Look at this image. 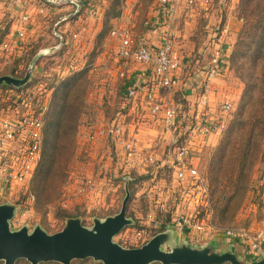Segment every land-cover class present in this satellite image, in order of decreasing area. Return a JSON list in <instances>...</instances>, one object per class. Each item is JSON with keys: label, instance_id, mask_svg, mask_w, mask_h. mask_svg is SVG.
Wrapping results in <instances>:
<instances>
[{"label": "rangeland", "instance_id": "1", "mask_svg": "<svg viewBox=\"0 0 264 264\" xmlns=\"http://www.w3.org/2000/svg\"><path fill=\"white\" fill-rule=\"evenodd\" d=\"M132 1L136 4H132ZM160 1L126 0L127 4L124 2L121 7V16L112 19L109 31L100 39L94 36V47L87 53L89 60L90 57L106 53L100 57L99 65L95 68L91 66L88 71L87 90L83 98L85 105L74 132L75 143L70 144L69 140L67 142L53 136L43 159L42 142V156L31 178L25 182H6L0 178V203L10 201L18 204L17 214L11 221L12 229L27 225L32 230L40 225L47 232L54 233L65 226L68 217H81L83 224L91 227L95 217L105 218L116 214L128 186L131 192L128 215L134 222L115 237L121 244L140 246L144 244V238L150 239L162 224H166L165 228L171 225L179 230L174 222L177 215L193 214L197 216L196 220L204 221L206 231L203 234L209 235L202 242L195 243H207L215 237L226 238L229 230L246 233L247 237L238 242L245 246L246 258L251 261L264 255V130L257 131L258 147L254 148L245 167L241 163L239 165L241 144L246 136L237 127L234 128V122L240 117H247L248 112L240 113L245 89L242 75L247 72L238 69L243 61L251 64V60L234 57L244 27L241 0H200L192 9L186 6V0H180L181 7L172 13L174 54L181 61L178 71L181 82L165 98L174 103L179 113V126L172 132L168 130L162 113L152 115L143 127L125 116L123 104L128 102L119 96L121 89H124V79L120 74L122 69L118 67L122 61L117 54L119 41L112 37L106 40L112 27L119 25L115 22L124 13L123 27L131 29L137 38L151 26L160 24L163 28L165 13L159 8ZM112 2L114 0H101L98 17L97 11L89 19L92 33ZM48 10L57 9L48 7ZM4 17L0 20V32L6 27L8 34L14 33V37L7 35L0 44L12 41L16 36L14 27L11 30L9 27L12 22L7 24L10 17ZM39 17L36 20L41 17V20H45L47 16ZM50 17L49 21L54 26L55 20L52 21ZM48 24L41 28L37 40L24 43L29 49L27 53L36 49V43L41 48L57 43L50 38L51 24L50 28ZM44 32L46 36L42 35ZM84 37L90 38L91 33L79 37L78 41L75 40L77 43L74 42L61 53L43 58L42 63L49 71L34 73L28 87L22 90L0 88V123L2 119L15 122L27 112L45 118V111L52 99L53 88L49 87V83L54 73L60 71L63 77L61 72L67 66L64 76L84 67L82 56L78 53L86 42ZM11 52L0 48V75H15L13 69L18 67L21 74L15 76L23 77L33 57L28 54L20 57V51ZM103 60L107 61V66ZM132 64L137 65L136 62ZM115 71L119 73L115 75ZM108 83L115 84V91L108 89ZM218 91L221 93L218 94ZM115 95L116 100L112 102ZM224 100L231 101L233 107L224 118L218 112L223 122L222 128L204 135L201 133V118L208 117L212 107L216 105L218 108ZM252 103L250 101L245 108L249 109ZM189 105L194 109L192 116L183 113V109ZM123 121L129 124L125 136L110 133L114 123ZM181 137L192 152L189 161L194 162L193 165L205 177L209 188L208 199L213 208L211 217L208 216L207 206H204L206 198L202 189L191 178L177 179L173 164L168 161L173 141L175 138L180 141ZM23 142L8 143L9 153L20 149ZM42 164L44 170L53 169L52 175L45 178L43 175L46 172H43L37 178ZM65 211L74 216L65 217ZM139 230L141 236L138 235ZM126 231L133 239L126 238ZM255 241L262 242V251L253 246ZM79 262L73 261L74 264Z\"/></svg>", "mask_w": 264, "mask_h": 264}, {"label": "built area", "instance_id": "2", "mask_svg": "<svg viewBox=\"0 0 264 264\" xmlns=\"http://www.w3.org/2000/svg\"><path fill=\"white\" fill-rule=\"evenodd\" d=\"M33 1L34 0H23L22 3L25 6L24 9H31ZM49 1L52 2V6H50L51 8H60L70 5L73 9L72 13L69 14L70 17L74 15L79 16L80 14H86V18H92L96 15L97 10L100 7L98 2H93V0ZM198 1L200 0H186V6L192 9ZM179 7H181L180 0H161L159 8L161 12L167 11L168 13L172 14ZM39 12L43 13L45 12V9L40 8ZM22 23L23 27L17 30L15 33V39L12 41H5L1 45L0 48L2 51L5 50V52H8L11 50L12 54L20 51V57H25V55L27 56L25 47L26 44L24 43L27 39V29H29L28 26L32 23L31 15L28 12L24 14ZM164 32L163 41H161V46L159 48H155L150 45V43L145 41L143 37L137 39L133 31L128 28H123L120 26L115 27L111 30L110 35L119 41L117 54L121 58V64L125 70H127L133 62L149 66L151 67L154 85L156 87H165L170 92L179 83L180 77L178 75V71L181 68V61L174 54L171 40L172 36L168 31L165 30ZM77 36V34H74L72 38H76ZM13 37L14 35H12L11 38ZM63 38L61 39L60 37L59 42L54 45V47H56L55 51L61 50V48L67 44V41ZM22 44H24V47H22ZM212 72H215V70ZM124 74L125 72L123 70L122 75ZM140 91H144L140 81L137 80L134 83H129L126 88V97L129 100L134 101L138 98ZM154 91L155 87L150 86L147 88L145 93V99L148 104L149 112H151L153 116L162 113L168 130L172 132V129H176L179 126L178 109L173 102H169L167 99L160 101L157 100L155 98ZM232 107V102L225 100L218 106L215 113L218 114V112H220L222 118H224V115L227 114L232 109ZM219 116H212L209 114L208 117L201 118V133L208 135L221 129L223 122ZM15 122L2 119L0 123V178H3L6 182L13 180L25 182L31 178L42 156L44 119L43 117L34 115V113L27 112ZM128 127L129 124H127L125 121L122 123H114L110 129V133L115 136L118 134L125 136ZM21 140L24 141L21 145V148L16 151H12L10 154V151L7 149V144ZM128 148L131 150L133 149L130 144H128ZM7 153L10 155H5ZM190 153H192L190 147H188L185 143H180L178 139L176 140L175 138L171 146L170 156L173 157L172 166L175 169L176 178L179 180H185L187 178L194 180L195 184H197L198 187L202 189L205 195L206 201L204 206H207L206 208L208 209V216L211 217L213 214V208L210 200L208 199L209 188L205 177L199 172L198 168L189 161ZM196 217L197 216L193 214H179L174 219V222L179 230L192 233V240L195 241L198 240L200 236L196 237L193 234L194 232L203 233L206 231V228L203 224L204 221H199L198 219L196 220ZM127 234L128 233L126 231V238L133 239ZM138 235H142L140 230ZM226 235V238L230 239H241L247 237L246 233L235 230L227 231ZM144 240L146 242L149 240V238H144ZM261 243L262 242L256 243L255 241L253 246L257 250L262 251L263 244L261 245Z\"/></svg>", "mask_w": 264, "mask_h": 264}, {"label": "water", "instance_id": "3", "mask_svg": "<svg viewBox=\"0 0 264 264\" xmlns=\"http://www.w3.org/2000/svg\"><path fill=\"white\" fill-rule=\"evenodd\" d=\"M55 50L54 46L40 49L23 77L0 75V85L17 88L27 85L38 60ZM130 198V188L126 186V195L116 214L95 217L91 227L84 225L81 217H68L65 226L54 233L40 225L32 230L27 225L12 229L11 221L17 214L18 204L0 203V262L16 264L26 259L31 264H72L74 260L92 258L102 264H264V255L248 261L241 242L231 243L225 237H215L207 243H195L188 239L187 232L171 225L144 244L127 247L115 237L134 222L128 215Z\"/></svg>", "mask_w": 264, "mask_h": 264}, {"label": "trees", "instance_id": "4", "mask_svg": "<svg viewBox=\"0 0 264 264\" xmlns=\"http://www.w3.org/2000/svg\"><path fill=\"white\" fill-rule=\"evenodd\" d=\"M124 2L125 0H114L112 2L110 8L105 13L103 29L98 35L99 39L109 31L112 18L121 15V7ZM49 3L52 6V2L49 1ZM240 7L243 11L242 18L244 20V27L239 37L234 57L238 56L241 59L251 60V64L247 65L243 61V65L238 69L239 71L244 70L247 72L246 75H242L245 89L242 95L243 101L240 113L244 114L247 111L248 115L247 117H240L239 120H235L234 128L237 127L236 129L243 132V135L246 136L241 144L242 149L239 162V165L241 163V166L244 165L245 167L246 161L252 155L254 148L256 146L258 147L257 143L259 139L257 138V131L262 132L264 130V0H241ZM75 17L76 15L72 16V19ZM35 47L36 49L34 51H30V57L41 48L39 43L34 45ZM65 49L66 47L63 46L57 53H61ZM233 61L235 63V60ZM19 71V68L16 67L12 73L20 75L21 72ZM88 71L89 67L84 66L78 71L63 77L60 76V71L54 73L52 81L49 83V87L53 88L52 99L44 118L43 159L45 158L49 145L52 143L53 136L66 140L67 142L69 140L70 144L75 143L74 132L77 129L79 115L83 113L85 105L83 98L87 90ZM26 87L28 86L17 88L0 85V88H12L15 90H22ZM250 101L253 102L252 106L249 109L245 108ZM42 165L37 171V178L42 176L43 172H46V175H43L45 178L47 175H52L53 169L44 170L45 166ZM240 168L242 169V167ZM63 215L65 217L74 216L66 213V211ZM165 225L162 224L159 231L164 230ZM79 261L84 263L87 259ZM1 263L4 264L3 262ZM16 264L31 263L26 259H20Z\"/></svg>", "mask_w": 264, "mask_h": 264}, {"label": "crops", "instance_id": "5", "mask_svg": "<svg viewBox=\"0 0 264 264\" xmlns=\"http://www.w3.org/2000/svg\"><path fill=\"white\" fill-rule=\"evenodd\" d=\"M95 1H97L98 4L101 5V0H93V2H95ZM22 2H23V0L0 1V20L4 16H6V17H4V19L10 17L9 21H7V24L10 25L11 22H12V25L9 26L10 30H11V27H14V30H15V33H16L17 30H19V29H21L23 27L22 18L24 16V14L28 12L31 15L32 23H31V25L28 26L29 29H27L26 44H29L31 42H34V40H37V38L41 34V31H42L41 28L44 27V24H48L49 17L52 16V18L51 17L50 18H51L52 21L55 20L54 26H53V22L50 23V21H49V24H51V28L49 27L50 25L48 24V28H50V30H51L50 38H51L52 42L56 41L58 43L59 40H60V37H61V39L64 37L63 39L67 41V44L64 47H66V48L69 47L70 48V46H72L74 42L77 43V41H78L77 39H79V37L81 38L82 35H86L87 36V33L90 32L91 33V37L90 38L84 37V40L86 42L84 43V47L83 48L81 47L82 49L79 50L78 53H79V56H82V58H81V59H83L82 64L84 66L89 67V70H90L91 66H94V68H95L96 66L99 65L100 57L104 56V53H106V51L103 52L102 54L98 55V56L96 55L95 58H94V56L92 58L90 57V60H89V56H88L87 53L90 50H92L93 47H94V36H98L99 33L101 32V30L103 29V22H104L105 16H104L103 19H101V22H99L97 24V26L95 28V31L92 33L91 30L89 29V25L90 24H88L90 22L89 21L90 18H85L86 14H84V15L80 14L79 16L76 15V17L74 19H72V17L69 16V14L72 13V11H73V9H72V7L70 5H67V6H64V7H60L59 9L56 8L57 10H53L54 11L53 12L52 10L51 11L48 10V7H50L49 0H34L33 1V5H32V7L30 9L31 11L30 10L26 11L24 9L25 6L23 5ZM125 2H126V0H125ZM127 2H130V0H127ZM127 2H126V4H127ZM132 4H136V3H134V1H132ZM128 7H129V5H128ZM40 8H44L45 12L40 13L39 12ZM99 9H100V7L97 10L98 11L97 17L99 15V11H100ZM24 11H25V13H24ZM162 13L163 14L165 13L163 15L164 16V23H163L164 26H163V28H161L160 24H157V25L155 24L156 26L155 27L153 26L154 28L152 26H151L152 28L151 27L147 28L145 33H143L140 36V38L143 37L145 39V41L149 42L150 45H152L155 48H159L161 46V41H163V36H164V33H165L164 31L165 30L168 31L170 33V35L172 36L171 40H172V45H173L174 19L171 16L172 14L168 13L167 11H163ZM41 15H43V18L45 16H47L45 18V20H41L42 17H41V19L36 20L37 18H40L39 16H41ZM119 16H121V15H119ZM133 17H135V16H133ZM124 18H125V13H124V16H122L120 19H118L115 22V23H117L119 25L113 26L112 29L115 28V27H118V26L123 27L124 24L122 22H124ZM112 19H114V18H112ZM111 22H112V20H111ZM3 28H4L3 31L0 32V40L1 41H2V39H4L5 36L8 35L9 37H11L14 34V33L8 34L9 31L7 30V28L6 27H3ZM123 28H126V27H123ZM159 28H161V29H159ZM38 29H40V30H38ZM37 30H38V32H37ZM111 30H110V32H111ZM35 32H37V33L35 34ZM46 34H47L46 32L42 33V35H45V36H46ZM74 34H77L78 36L76 38H72V36ZM109 37L110 38L112 37L110 35V33H109V35H107V38H106L107 41L110 40ZM136 38H137V36H136ZM114 39H116V38H114ZM75 40H77V41H75ZM3 43L0 44V47H1V45ZM51 44H48V45L51 46ZM48 45L47 46H42V48H40V49L48 48L49 47ZM51 47H53V46H51ZM28 50L29 49H26V53L29 52ZM173 50H174V46H173ZM57 52H59V51H53L52 53H50L48 55L42 56L37 62V65H36V68L34 70V73H36V72H42V73L48 72L49 68H47L45 65H43L42 60H43V58H45L47 56L54 55ZM36 53L34 55H36ZM27 54H28V56L30 55V53H27ZM107 54H108V51H107ZM52 57H54V56H52ZM103 62H104V65L107 66V63H106L107 61L103 60ZM117 62H118V60H117ZM119 64L120 65L118 67L122 69L120 71L121 78L124 79V82H123L124 83V89L123 88L121 89V93H119V96H120V98L122 100H124V101L126 100L128 102L126 104L125 103L123 104V110H124L123 113H125V116L128 119H133L132 121H137V124H140L143 127V125L146 124L147 121L150 118L153 117L151 112H149L148 104H147L146 99H145V93H146L147 88L150 87V86L155 87V91H154L155 92V98L157 100H159V101L160 100H164L166 98L169 90L166 89L165 87H161V86L160 87L159 86L156 87L154 85L153 75L151 73V67L137 63V65H135V66H133V64L130 65V67L127 70H125V68L122 66V64L121 63H119ZM67 67H66V69H67ZM80 68H82V67H80ZM66 69L63 70V72H61V74L63 76L65 75ZM123 70L125 72L124 75H122V71ZM91 71H93V69ZM117 73H119V72H117ZM117 73L115 71L114 74L116 75ZM179 75H180V73H179ZM179 77L181 79V75ZM137 80L141 82V85L143 86V90L144 91H140V94L138 95V98L136 100H134V101H131V100H129L126 97V88H127V85L129 83H134ZM179 82H181V80H179ZM114 85H115L114 83H108L107 87H108V89H111V91L113 92V91H115ZM215 92H217L216 89H215ZM219 93H221V92L218 91V94ZM116 96L117 95L114 96V98L112 99V102H113V100L115 102ZM232 105H233V103H232ZM215 106L212 107V110H211L210 114L213 115V116H218V114L215 113V110L217 109ZM183 110H184L183 113L185 115L187 114L188 116H192V112H194L193 111L194 109L190 105L188 107H186L185 109H183ZM194 131H195V129H194ZM181 138L183 139V137H181ZM182 139H180L179 142L184 143V142H182ZM168 157L170 158V159H168V161L172 162V158L173 157H171L169 154H168ZM178 231L187 232V231H181V230H178ZM193 234L196 237L200 236V239L196 240L197 242H202L204 240V238L209 236L207 233L203 234L202 232H194ZM187 235H188V239H190V241H191L192 240V233H188L187 232ZM211 238H213L212 235H211ZM227 239L231 243L239 241V238L238 239L227 238ZM196 241L192 240V242H196ZM94 263H101V262H95L92 258H88L87 261H85L84 263L83 262H79L77 264H94ZM152 264H161V263L155 262V263H152Z\"/></svg>", "mask_w": 264, "mask_h": 264}]
</instances>
